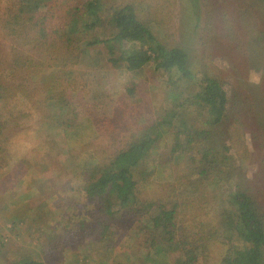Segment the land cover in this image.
Returning <instances> with one entry per match:
<instances>
[{
  "label": "rangeland",
  "instance_id": "obj_1",
  "mask_svg": "<svg viewBox=\"0 0 264 264\" xmlns=\"http://www.w3.org/2000/svg\"><path fill=\"white\" fill-rule=\"evenodd\" d=\"M17 1L0 0V264H157L145 245L153 240L138 233L153 223L128 212L110 218L83 187L99 165L129 146L135 132L166 113L185 115L183 104L196 97L200 84L159 68L162 61L145 53L146 45L152 46L146 42L127 47L140 64L135 69L128 62H110L120 48L113 54L103 44L85 48L84 55L79 51L85 45H77L73 55L79 62L64 67V49L59 40L54 43L53 32L37 50L27 44L32 34L16 36L4 27ZM135 1L142 23L168 50L186 56L190 73L208 69L228 84L229 130L239 137L235 147L247 152H241L242 171L233 179L236 184L248 180L264 215V1L201 0L200 18L188 0ZM74 13L72 2L59 16ZM250 69L262 74L260 85L248 83ZM65 72H70L68 83ZM63 99L68 109L58 119ZM169 142L168 135L157 142L148 173L136 178L140 201H165L169 187L192 178L185 162L168 161ZM216 206L210 220L217 216ZM216 218L226 220L221 213ZM210 237L215 241L199 262L221 264L231 254L226 244L236 237ZM104 245L112 248L106 252Z\"/></svg>",
  "mask_w": 264,
  "mask_h": 264
},
{
  "label": "trees",
  "instance_id": "obj_2",
  "mask_svg": "<svg viewBox=\"0 0 264 264\" xmlns=\"http://www.w3.org/2000/svg\"><path fill=\"white\" fill-rule=\"evenodd\" d=\"M188 1L194 3L200 18L201 0ZM260 1L264 0H256L257 3ZM72 2L74 15L59 16V12ZM136 4L135 0L121 3L116 0H18L9 10L4 27H10V32L16 36L32 34L27 44L37 50L45 46L48 34L53 32L56 35L54 43L59 40L64 49L61 60L64 67L79 62L73 55L77 45H85L79 51L84 55L85 48L103 44L113 54L117 47L120 48V56L111 58L110 62L114 65L128 62L130 69H135L140 64L135 63L137 60L131 55L132 50L127 52V47L146 42L152 46L146 45L145 53L157 54V59L162 61L159 68L170 75L176 70L182 79L198 82L200 91L196 97L184 98L187 99L183 104L185 115L166 113L144 132H135L129 146L109 162L99 165L83 190L90 201L99 202L97 209L105 211L110 218L128 212L142 221L146 218L147 223L152 222L153 226L146 228L149 226L146 224L138 233L142 232L145 240H153L145 245L150 249L149 253L158 257V262L154 260L157 264H200L198 258L206 255L215 241L211 240L210 234L221 233L225 238L236 237L226 244L227 255L231 254L221 264H264V215L260 214L259 199L247 186V179H239L240 184L233 179L242 171L238 163L240 155L247 152L235 147L233 140L239 144V137H234L229 130L231 89L208 69L198 75L190 73L186 68V56H178L177 50H168L156 40L139 18ZM63 76L68 77V83L70 72ZM63 100L59 104L61 113L55 116L58 119L68 109L67 99ZM199 112L202 113L200 119L190 118ZM64 127L68 128L67 125ZM166 135L170 140L168 161L185 162V170H192V178L169 187L165 201H140L136 178L141 174L143 178L148 173V156ZM229 199L231 205L227 203ZM216 204L219 206L217 216L221 213L226 218L223 223L217 221V216L209 219L210 211L217 209ZM220 207L225 210L221 211ZM230 209L232 213H229ZM235 241L239 244H234ZM104 246L106 252L112 248L111 245ZM154 247L158 249L156 252ZM127 258L131 259V256L128 254ZM20 264L39 263L23 260Z\"/></svg>",
  "mask_w": 264,
  "mask_h": 264
},
{
  "label": "clouds",
  "instance_id": "obj_3",
  "mask_svg": "<svg viewBox=\"0 0 264 264\" xmlns=\"http://www.w3.org/2000/svg\"><path fill=\"white\" fill-rule=\"evenodd\" d=\"M262 82V74L255 69H250L248 73V83L253 86H258Z\"/></svg>",
  "mask_w": 264,
  "mask_h": 264
}]
</instances>
